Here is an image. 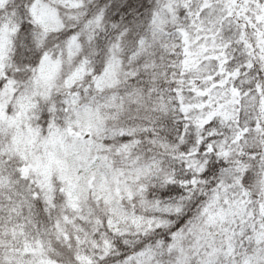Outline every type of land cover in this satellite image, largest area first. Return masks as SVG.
<instances>
[{"label": "snow or ice", "instance_id": "1", "mask_svg": "<svg viewBox=\"0 0 264 264\" xmlns=\"http://www.w3.org/2000/svg\"><path fill=\"white\" fill-rule=\"evenodd\" d=\"M0 264H264V0H0Z\"/></svg>", "mask_w": 264, "mask_h": 264}]
</instances>
